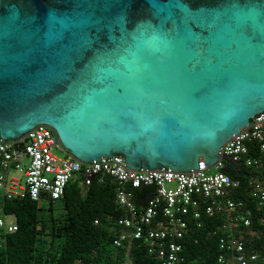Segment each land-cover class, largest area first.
I'll list each match as a JSON object with an SVG mask.
<instances>
[{
  "label": "water",
  "instance_id": "obj_1",
  "mask_svg": "<svg viewBox=\"0 0 264 264\" xmlns=\"http://www.w3.org/2000/svg\"><path fill=\"white\" fill-rule=\"evenodd\" d=\"M262 112L264 0H0L3 141L187 173Z\"/></svg>",
  "mask_w": 264,
  "mask_h": 264
},
{
  "label": "built area",
  "instance_id": "obj_2",
  "mask_svg": "<svg viewBox=\"0 0 264 264\" xmlns=\"http://www.w3.org/2000/svg\"><path fill=\"white\" fill-rule=\"evenodd\" d=\"M250 145L260 156L251 154ZM54 147L59 144L53 129L45 125L18 141H3L0 136V230L4 234H14L18 227L7 223L2 200L59 201L72 181L87 189L95 179L110 177L117 186L116 203L124 212L114 224L121 231L114 246L126 250L122 264H133L131 249L139 242L159 264H187L181 241L192 231L191 222L201 229L204 218L223 219L219 264H264V236L254 227V212L245 201L233 198L243 182L228 172V163L238 171L251 170L246 177L249 198L264 209V112L220 149L213 167L200 159L199 169L187 173L131 170L121 156L86 164L69 154L65 159L55 156ZM11 170L23 174L24 181L10 178Z\"/></svg>",
  "mask_w": 264,
  "mask_h": 264
},
{
  "label": "trees",
  "instance_id": "obj_3",
  "mask_svg": "<svg viewBox=\"0 0 264 264\" xmlns=\"http://www.w3.org/2000/svg\"><path fill=\"white\" fill-rule=\"evenodd\" d=\"M249 147L253 156H260L255 146ZM228 172L243 182L233 198L249 205L254 212V227L264 236V224H260L264 209L249 198L246 177L251 170L238 171L228 163ZM116 196L114 180L102 177L87 189H82L77 181L70 182L59 200L64 212L58 216L53 212L54 201H48L49 209H45L30 198L2 200L6 216L15 220L18 230L14 234L0 230V264H122L126 250L114 246V239L121 232L114 224L124 212L117 205ZM203 222L201 229L191 222L192 231L181 241L187 264H219L223 219L204 218ZM131 260L133 264H159L140 242L132 247Z\"/></svg>",
  "mask_w": 264,
  "mask_h": 264
},
{
  "label": "rangeland",
  "instance_id": "obj_4",
  "mask_svg": "<svg viewBox=\"0 0 264 264\" xmlns=\"http://www.w3.org/2000/svg\"><path fill=\"white\" fill-rule=\"evenodd\" d=\"M52 152L55 156H57L61 159L67 158V155H68L61 146L54 147L52 149ZM214 173H215V171L212 170L211 174H214ZM9 176H10V178H18V179H21L22 181H24L23 174H21L19 171L11 170ZM42 206L45 209H49L48 200L43 201ZM53 212H54L55 216H58L62 212H64L63 211V205L60 201H54ZM6 221L8 224H14L15 223V220L12 217H8V216L6 217Z\"/></svg>",
  "mask_w": 264,
  "mask_h": 264
}]
</instances>
